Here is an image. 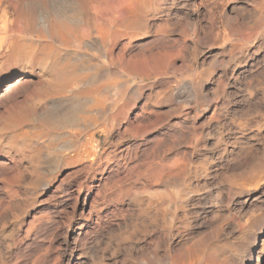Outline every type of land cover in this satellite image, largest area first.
Masks as SVG:
<instances>
[{"label":"bare ground","instance_id":"bare-ground-1","mask_svg":"<svg viewBox=\"0 0 264 264\" xmlns=\"http://www.w3.org/2000/svg\"><path fill=\"white\" fill-rule=\"evenodd\" d=\"M252 1L253 22L227 18L237 39L213 52L205 0H0V264H264V0ZM69 167L67 217L29 260L21 229L5 233L27 203L19 187Z\"/></svg>","mask_w":264,"mask_h":264},{"label":"rangeland","instance_id":"rangeland-1","mask_svg":"<svg viewBox=\"0 0 264 264\" xmlns=\"http://www.w3.org/2000/svg\"><path fill=\"white\" fill-rule=\"evenodd\" d=\"M205 1L206 2H205L204 5H205L206 9L209 12V14L206 15L207 17L206 16L204 18L202 17L204 20L202 19V22H201V30L204 31V33L207 35V39H206V45L207 46L205 45V47H208L213 52H219V51H221L222 48L223 49L225 47L227 48L228 45L231 44L232 41H235V39H237V38L234 39V37H237V36H235V35L233 36L231 34V32L228 31L229 30V25L226 24V19L229 18V17H232V16H237L239 14L242 15L244 13L245 14L244 16H247V17H245L246 20H245V18H243L244 21H243V19H241V21H243V22H253L252 17L254 18V16H252V14L249 12L250 9H251V7L254 6L252 4L253 1L252 0H205ZM239 10L241 11V13H239ZM210 12H212V13H210ZM210 14L215 19L214 20V22H215L214 23V28H211V26L209 25L210 19H209L208 16ZM249 27H250V25L248 27L247 26L244 27V29H245L244 32L245 33H247V32L249 33V31H253ZM209 28H210V30L213 29V30H211L212 33L210 32L211 34L209 33V31H210ZM256 30H259V29H256ZM206 32H208V34ZM224 33L227 34V37H225L226 34L224 35ZM209 35H211V36L209 37ZM231 35L233 36V39H232V36ZM176 36H179V31L176 32ZM255 41L250 42L249 45L252 46L253 45V42H255ZM180 62L181 61L179 60V62H178L179 63V66H182V64H181L182 62L181 63ZM149 81H151V80H149ZM263 84H262V82H258L255 85H258V87L260 86V88H263L264 87ZM230 106H232V104ZM203 110L205 112H207V109L206 108H204ZM197 113L199 114V111L195 110L191 114H192V116L193 115L196 116ZM254 114H255V116H257L256 110L255 111H247L245 117L248 118V116H249V118L253 119L255 122H257V120L259 121L261 117L258 116V119H257V118H255ZM252 117H254V118H252ZM213 123H214V121H213ZM257 124L258 123H254L253 122L254 129H257L259 127ZM213 130H214L213 128H210V130L208 129V131L206 130L204 132L207 135V137H205V134L202 133V130H199L201 133L198 132L200 135L198 134L197 137H199L200 140L203 138L201 141H205V140L206 141L207 140L208 141H213V140H215V132ZM209 133H211V134H209ZM187 140H184L183 139V141H182L183 143L181 141L177 140L178 142H176V144H179L181 148L186 147V146L190 147L191 146L190 145V139L188 138ZM185 141H187V142H185ZM106 142L107 141L105 139V141H103V145L104 146H105V143ZM0 153H2L1 150H0ZM0 173H2V172L0 171ZM73 174H75L73 172V168L72 167H69L65 171H63L60 174H58L57 177L54 176L53 179H52V181H51V183L48 186H46L44 184L43 185L41 184L39 186V188L33 189L31 191L29 190V188H27V183L26 184L24 183L25 185L22 184L23 186L20 185V187H19L20 193L22 192L21 193L22 195L20 194V197L22 196L23 200L24 201H27L28 205H27V203L24 204L21 207V210L18 209L19 211L18 210H16V211L14 210L15 212L13 211L12 214H11V216L10 215H9L10 217L8 216L10 219L9 218H6V220H5V223L8 220V225H7V223L6 224L4 223V225H5V228H6V232L5 233H7V234L10 233V232H12L13 230L16 231L18 229H21L22 234H23V235H21V237H24V243L22 244L23 248L21 246V248L23 250L22 249L21 250L28 254V259L29 260H31V259L33 260V259L40 258V257H43L44 256V254L46 253L47 246H48L47 243L49 242L50 234L53 233V232H55V233L58 232L57 229H56V225L55 224L57 223V221L60 222V220H61V223H62V221H64L65 218L67 217V216L65 217V214H60V213H59V216H58V214H57L58 212H56V211H58L57 209H59L58 200L61 198V195L63 194V191H65V189H67L69 187V185H71V184H73V185L75 184L76 185V182H78L79 181L78 179H80V177H79L80 175H78V174L73 175ZM7 176H8L7 174L6 175H3V173L0 174V186L3 187L2 188L3 189V193H5V192L8 193L7 190H8V186L9 185L7 183H5V182H2L3 184L1 183V181H5L7 179ZM67 178H70V179L68 180ZM3 179H5V180H3ZM62 180H64V181L62 182ZM67 180H68V182H66ZM4 184L7 185V186H4ZM23 192H24V195H23ZM54 193L55 194H58L59 193V194L56 196ZM49 196H50V198H49ZM51 196L52 197L54 196V197L52 198ZM55 197H57V198H55ZM24 206H25V208H24ZM23 208H24V210H23ZM44 211L46 213H48V211H50V212L47 215V214H45ZM51 213H53V214H51ZM33 215L34 216L36 215L37 217L39 216V218L37 219V218H35L36 217L35 216L34 218L31 219V217ZM50 215H51V217H50ZM41 217H42V219H41ZM52 219H54V220L57 219V220L56 221L53 220V222H52ZM28 220L30 221L29 223H31L33 221L32 224L29 225ZM47 221H49V222L46 224ZM38 222H40V225H39ZM34 223H36L37 225L34 224ZM42 223L43 224H46V225L43 226ZM49 223H50V226H49ZM33 227H36V228H33ZM38 227L39 228L41 227V230L40 229L36 230ZM26 228H28V229L31 230L30 231V234H28V236H27L26 233L23 232V231L26 232ZM31 228H33V231H32ZM44 228H46V229H44ZM37 234L39 235V237L37 236ZM44 240H46V241H44ZM31 242H33V243H31ZM43 243L45 245H43ZM37 247H38V249H37ZM40 247H42L43 249L40 248ZM33 248H35V249H33ZM30 250H31V252H30ZM33 250H35V251H33ZM36 250H37V252H36ZM32 252H33V254H32ZM42 252H43V255H42ZM39 253L41 255H39Z\"/></svg>","mask_w":264,"mask_h":264}]
</instances>
